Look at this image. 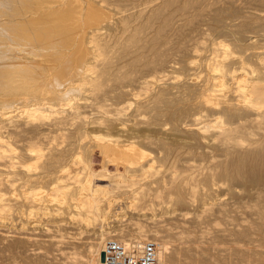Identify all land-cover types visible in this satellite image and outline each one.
Wrapping results in <instances>:
<instances>
[{"label": "bare ground", "instance_id": "6f19581e", "mask_svg": "<svg viewBox=\"0 0 264 264\" xmlns=\"http://www.w3.org/2000/svg\"><path fill=\"white\" fill-rule=\"evenodd\" d=\"M120 188L135 207L165 202L189 246L171 250L140 220L101 225L81 264H101L113 237L154 241L165 264L202 257L216 235L188 225L238 207L255 217L226 229L231 243L264 235V0H0V246L62 241L63 224H7L12 210L103 222ZM258 244L240 247L244 261Z\"/></svg>", "mask_w": 264, "mask_h": 264}, {"label": "rangeland", "instance_id": "374dc122", "mask_svg": "<svg viewBox=\"0 0 264 264\" xmlns=\"http://www.w3.org/2000/svg\"><path fill=\"white\" fill-rule=\"evenodd\" d=\"M77 150H79V149H77ZM89 157L91 160L90 167L92 168V170H94V172H96V173L101 171V169L103 168V165L105 163V158L101 154H99L97 151H92L91 154H89ZM199 163H201V162H196V164H193V165H197ZM110 164L108 167V169H109L108 173L109 174L115 172L114 164H111V165ZM71 166H73V167H71ZM70 168H72V170ZM120 170H122V168H120ZM68 171L71 172V174L76 172L77 175H83V171H85V169L83 168V164L81 162L80 163L76 162L75 164L68 166ZM97 182L102 183L104 185L107 184L106 180L105 181L104 180L97 181ZM127 189L128 188H120V190L116 191L113 194V196L111 197V201L113 202V205L111 207L112 210H109V212H110V213L108 212L109 217L107 216V218L105 220H103V222H95V223L88 224L86 222L79 220L78 218H73L71 216V214L68 213L69 210H58V208L56 206L47 207V208H38V207L35 208V207H33V205H27L26 213L23 212L24 211L23 209L12 210V212H10L8 217H12V218H10L11 220L13 218L14 219L12 221L10 219L4 221V222H7V224H10L11 222H14V221H16V222H14V223H17L16 225H19L20 223H23V222L27 223V221H25V219L28 216H29V221L31 220L30 223H32V221H38L43 226L48 225L49 222H50V224L53 223L54 225H56V223L63 224L62 231L54 232L56 236H57L56 233L62 234L61 238L59 236L57 237L58 239H62V241L61 242L60 241L49 242V241H45L41 238L38 241L30 243L26 247L18 246V245L14 246V245H8V244H2L1 243L2 246H0V264H81V262H83L85 257L88 255L87 250L90 247L88 245H90V243L93 241L92 237L95 236L94 235L95 231L98 230L101 225H103L104 227H110V228H112V227H123L124 229H126L128 231H135L137 229L136 227L138 224L137 220H140V222L144 223L145 226L147 225L146 228L147 227L157 228L159 231V234L163 236L162 238H165L168 240V245L170 246V249L175 250V249L179 248L183 254V252H184L183 247L189 246V243L185 242V240H180L177 238V235L182 231L181 229H182L183 225H180L179 223H176L175 221L170 219V217H169L170 214L166 213L165 209H164L165 202H159L156 205L155 201L152 202V201L146 200V201H144V203L142 205L143 208H140V206H138V207L132 206V205H130L131 199L127 197V194L123 193ZM228 200H230L232 202L233 207H234V204L236 205V203L233 202L232 199L228 198ZM101 204L103 207L106 205V199L105 198L102 199ZM139 209H140V211H139ZM238 209H239V212H238ZM238 209H235L233 211L234 213L230 212L229 215L227 217H225L226 219H221L223 217L218 216V215H213V216H210L208 221L204 222L205 224L200 223L196 226H191L192 222L189 225L187 224L189 226V229L194 230L197 235L202 234L201 232L203 230H206V231H211V234L216 235L215 236L216 238H213V236H212L213 240H210L208 238L210 236H208V233H207L206 235L208 237L207 236L204 237V238L207 237L206 241L204 242V240H203V243H199L200 245H203L204 247H206L208 249V252L205 253L206 255L204 254V256H202V257H200V255H198L199 257H194V256L185 257V256H183L184 254L180 255L181 264H192V262H193V264H218V262L220 264H242V263L243 264H264V246H263L264 245V240H263L264 235H260V237H258V235L256 233H252L253 235L250 236V242L249 243H248V241L244 240V241L238 242L237 244H233V243H231V236L228 234L226 235V233H225L226 229L240 227L237 224L242 222L244 217H246L247 219L255 217L254 213L251 212L252 210H250L248 208L243 209L241 207H238ZM29 210H31L30 214H28ZM42 212L45 213V215ZM188 218L189 219L192 218L191 213H189L186 216L187 220H189ZM211 218H213V219H211ZM215 218H216V220H215ZM144 219H146V221H144ZM228 220H230V221H228ZM231 220L234 222H232ZM215 221L219 222V225L218 224L213 225V223ZM165 222H167V223H165ZM230 222H232L233 224H231V225H234V226L231 227L229 224ZM64 223H65V225H64ZM202 226H204V227H202ZM220 227H222V228H220ZM224 228H225V230H222ZM218 229L221 231H217ZM178 230H179V233H178ZM175 231H177V233ZM223 231H224V233H223ZM211 234H209V235H211ZM183 235H185V233H183ZM70 236L71 237L72 236H78L79 237L80 242L77 244L78 249H77V247L74 249L72 247L73 246L72 244H71V246L69 245V240H71ZM258 238L260 240H258ZM63 241H66V242H63ZM211 241H213V242H211ZM242 243H243V245H241ZM258 243H260V245L262 244L260 247L261 248L260 255L258 254V256H257V255L252 254V257H251L252 262L251 261H249V262L244 261L242 259L241 255L238 253V251L241 250L240 247L241 246L243 248L244 247H248V248L250 247V248H252L253 252L256 253L257 249H258V245H259ZM194 244H196V243H194ZM194 244H190V245L194 246ZM214 246H215V248H214ZM228 246H233L236 250V251H234L233 257H231L230 253L226 252L227 251L226 247H228ZM25 249H26V251H23ZM221 249H222V251H221ZM76 253L79 255H77ZM207 254H211V255L215 256L213 258L215 261H212L213 259L210 256H208ZM224 254H225V256H224ZM235 260H236V262L233 263V261H235Z\"/></svg>", "mask_w": 264, "mask_h": 264}, {"label": "built area", "instance_id": "2783aa9c", "mask_svg": "<svg viewBox=\"0 0 264 264\" xmlns=\"http://www.w3.org/2000/svg\"><path fill=\"white\" fill-rule=\"evenodd\" d=\"M101 264H165L152 240H124L108 238L103 247Z\"/></svg>", "mask_w": 264, "mask_h": 264}, {"label": "water", "instance_id": "95a60500", "mask_svg": "<svg viewBox=\"0 0 264 264\" xmlns=\"http://www.w3.org/2000/svg\"><path fill=\"white\" fill-rule=\"evenodd\" d=\"M100 259H101V261H103V259H104V253H103V251L101 252Z\"/></svg>", "mask_w": 264, "mask_h": 264}]
</instances>
